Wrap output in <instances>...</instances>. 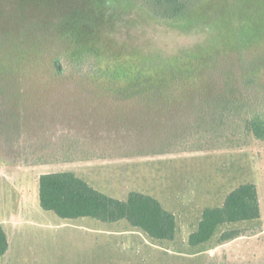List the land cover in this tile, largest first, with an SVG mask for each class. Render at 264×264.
Segmentation results:
<instances>
[{
	"label": "rangeland",
	"instance_id": "1",
	"mask_svg": "<svg viewBox=\"0 0 264 264\" xmlns=\"http://www.w3.org/2000/svg\"><path fill=\"white\" fill-rule=\"evenodd\" d=\"M245 34L254 41H240ZM80 53L110 74L149 72L156 89H96L51 70L55 59ZM241 55L264 76V0H205L169 22L136 0H0V225L9 242L0 264H264V142L243 125L224 139L165 142L191 124L180 118L194 105L231 92ZM74 142V157H102L63 161ZM41 152L58 161L34 164ZM60 171L118 200L130 192L156 199L175 217L173 239L149 240L125 221H63L42 211L38 176ZM243 184L256 187L260 219L221 226L191 246L202 212ZM226 230L243 236L218 245Z\"/></svg>",
	"mask_w": 264,
	"mask_h": 264
},
{
	"label": "trees",
	"instance_id": "2",
	"mask_svg": "<svg viewBox=\"0 0 264 264\" xmlns=\"http://www.w3.org/2000/svg\"><path fill=\"white\" fill-rule=\"evenodd\" d=\"M204 1L136 0V5L146 10L152 17L169 22L183 18ZM245 40L253 42L254 37L242 35L240 41ZM81 54L75 58L76 60L67 55V60L70 59L67 65L63 63L64 60L55 59L50 68L55 74L66 73L79 76L82 79L86 78L85 80L89 81L90 86L93 84L97 86L94 87L96 89L126 90L128 93L138 91L136 93L145 95H148L150 90L156 89L157 85L153 86L150 82L149 72H134L132 69H128L121 74H110L107 69H104V73L97 65L96 56L89 54L84 57ZM87 56L94 61V67L96 66L94 70L90 66H86L87 63L84 60H87L85 59ZM243 58L241 55L239 62L242 65V72L239 80L228 86L231 92L210 97L198 106L194 105L192 112L185 113L180 118L183 122L187 118L193 119L191 124L185 127L186 130H181L179 136L170 133L165 142L171 139L179 142L182 147L187 143L183 138H196L205 134L224 139L238 134L241 125L255 140L264 142V76L260 74L261 68L256 66L254 59L245 61ZM213 71L211 70V75ZM91 74L100 77L94 80ZM138 75L141 77H136ZM72 144L73 146L70 145L68 149L74 146L75 148L64 153L63 161L91 160L102 157L101 154L95 155L96 151L94 150L88 151L89 154H83L82 157H74L79 143ZM174 144L168 143V149L162 153L169 152V148ZM160 146L162 147L159 151L166 149L163 143ZM42 153L39 154L34 164L58 161L56 157L48 159L46 158L48 156ZM90 154H94V156ZM37 197L39 208L42 211L52 213L63 221L83 218L93 219L103 224L125 221L132 229L155 242L171 241L175 234V217L164 210L156 199L137 192H130L125 200H118L98 192L72 172L60 171L40 174L37 179ZM260 217L261 212L255 185H240L229 192L221 207L205 209L202 212L198 228L189 235L188 242L191 246L201 245L208 242L217 228L221 226L255 221ZM241 236H243V232L240 230H226L220 234L217 242L218 245H222ZM8 248L7 236L0 225V259L7 253Z\"/></svg>",
	"mask_w": 264,
	"mask_h": 264
},
{
	"label": "crops",
	"instance_id": "3",
	"mask_svg": "<svg viewBox=\"0 0 264 264\" xmlns=\"http://www.w3.org/2000/svg\"><path fill=\"white\" fill-rule=\"evenodd\" d=\"M36 194H37V189H36ZM8 243H9V242H8ZM8 250H9V248H8ZM8 250H7V251H8Z\"/></svg>",
	"mask_w": 264,
	"mask_h": 264
}]
</instances>
